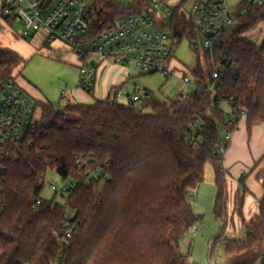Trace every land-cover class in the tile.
Listing matches in <instances>:
<instances>
[{"label": "trees", "instance_id": "1", "mask_svg": "<svg viewBox=\"0 0 264 264\" xmlns=\"http://www.w3.org/2000/svg\"><path fill=\"white\" fill-rule=\"evenodd\" d=\"M179 1L168 22L174 24L175 48L188 38L199 53L192 70L197 86L186 98L169 101L146 90L140 107L139 102L119 100V88L93 103L36 102L51 123L37 126L21 147L0 157V264H195L180 250V241L200 221L192 192L204 181L206 164H211L217 186L214 214L226 218L225 154L213 150L220 145L228 149L230 142L223 140L222 132L230 128L234 133L244 114L249 132L264 122V38L258 42L249 34L264 23V5L242 1L234 7L235 23L216 37L212 47L202 44V53L200 32L182 12L187 0ZM152 3L143 0L138 8L147 9ZM91 5L93 36L95 28L114 23L125 11L119 0H91ZM90 55H78L80 69ZM24 63L0 47V72L5 77H15L13 72ZM175 64L187 77L188 69L177 59ZM215 70L220 71L219 84L211 89ZM223 104L238 113L233 125ZM190 136L202 142L194 143ZM78 156H92V162L103 167L100 180L84 183V171L76 167ZM263 162L264 157L243 174L241 183L259 168L257 178L264 186ZM49 171L79 181L68 196L77 228L61 252L54 231L65 218V202L43 198L40 205L35 203ZM105 174L109 177L103 179ZM245 193L237 197L241 218ZM243 224L245 237L228 239L226 255L258 245L259 251L234 264H258L260 259L264 264V195L259 213L249 221L243 219Z\"/></svg>", "mask_w": 264, "mask_h": 264}, {"label": "built area", "instance_id": "2", "mask_svg": "<svg viewBox=\"0 0 264 264\" xmlns=\"http://www.w3.org/2000/svg\"><path fill=\"white\" fill-rule=\"evenodd\" d=\"M125 11L114 23H109L97 29L93 36L91 0H0V31L16 22L21 23L20 37L32 39L35 35L44 36L47 40H60L79 56L95 54L103 61L113 60L124 66L133 64L140 74L161 73L167 78L178 76L183 81L189 79L180 73L176 65L174 45V24L168 20L175 16V8L170 1L153 0L147 9L138 8L143 0H119ZM191 19L200 32V40L204 47H212L216 37L235 23L233 8L242 1L263 6L264 0H238L236 5L231 0H191ZM102 21L99 26L102 25ZM98 61L88 59L86 66L81 68L82 87L89 91L93 87ZM220 71L215 70L210 81V88L219 84ZM194 87L197 84L194 82ZM66 91H64L65 93ZM191 91L179 93L181 99L186 98ZM120 92H118V96ZM143 90H136L130 101L139 102ZM177 95V96H178ZM33 97L24 91L13 76L5 77L0 72V157H5L9 150L21 147L31 130L39 125L51 123L39 112V106H33ZM36 103V100H35ZM228 122L234 124L238 119L237 111L228 108ZM233 130L224 131L223 140L230 142ZM194 143H201L191 137ZM226 147L220 145L213 152L225 154ZM88 158L78 156L76 167L84 171V183H95L103 170L100 164ZM1 170V166H0ZM109 176L105 174L103 179ZM102 179V178H101ZM60 186L50 184L51 189L61 196L65 202V218L54 231L59 241V249L70 244L77 228L74 221V210L69 206L70 193L77 187L78 180L74 177L62 179ZM47 176L41 181L45 187ZM44 201L43 196L37 197L36 206ZM1 214V213H0ZM198 223L194 225V228ZM214 256L211 264H216Z\"/></svg>", "mask_w": 264, "mask_h": 264}, {"label": "rangeland", "instance_id": "3", "mask_svg": "<svg viewBox=\"0 0 264 264\" xmlns=\"http://www.w3.org/2000/svg\"><path fill=\"white\" fill-rule=\"evenodd\" d=\"M238 0H231L233 5H236ZM179 0H171L170 5L172 7L178 6ZM192 1L187 0L182 5V12H185L191 17ZM21 24L15 23L14 28L18 31ZM253 35L257 41H261L264 37V23L258 24V26L249 33ZM26 40L28 42H31ZM199 48L202 51L201 40H198ZM31 50L24 53L25 63L16 69L13 74H20V78L26 80L36 87L37 93H29L33 97V106L42 97L46 98L53 104L65 105L68 100L76 102L93 103L97 97L93 92H89L82 87L81 83V60L80 56L75 53L71 48L66 50V53L61 52V47L58 48V42L50 45H46L45 42L39 39H33ZM203 53V51H202ZM201 53V54H202ZM76 56H75V55ZM175 57L177 61L183 65L185 69H188L187 78L189 82L183 81L178 76L165 77L161 73L152 74H140L133 64H127L124 69L131 73V77L120 84L122 88V94L119 95V100L128 104L130 97L128 94H132L135 89L143 90V94L146 90L151 91L158 99L163 101H169L183 90L192 91L194 87L192 70L196 67L199 53L192 47L191 41L188 38L182 39V41L175 48ZM95 59L99 63H103V67L107 62L115 64L113 60L102 61L97 55L91 54L89 60ZM203 60V55H201ZM120 64V63H119ZM102 74L104 71H101ZM123 73V72H122ZM102 77L99 73V78ZM66 90L67 94L63 97L62 92ZM75 90L76 96L72 91ZM88 93L90 96L89 101H82L86 98L84 95ZM84 95V96H83ZM179 96V95H178ZM43 99V98H42ZM42 102V101H40ZM140 107V102L137 104ZM223 108L227 109V105L223 104ZM41 109V108H40ZM146 113L151 112V108L145 110ZM42 115V110L41 113ZM77 116H73L76 118ZM236 129L234 133L237 131ZM234 135V134H233ZM224 132H222V137ZM264 165V162L261 164ZM205 179L200 186L192 192L191 202L194 207V212L199 216L197 222L198 226L192 228L180 241V250L183 254H189L190 260L195 264H211L214 254L217 256V264H234L240 261L248 259L253 252L259 251L258 245L249 247L248 249L241 251L232 256H227L225 253V246L228 239L235 238L237 234L230 235L229 230H226V218H216L214 214V204L217 194V186L215 184L214 170L211 164H206ZM247 172L244 171V174ZM243 176V175H242ZM62 178L56 171H49L47 174V182L43 189L42 196L46 200L55 198L56 201H62L61 196L55 193L50 184H56L60 186ZM243 193V191H242ZM196 223V224H197ZM232 236V237H231ZM244 237L245 233H242L238 237Z\"/></svg>", "mask_w": 264, "mask_h": 264}, {"label": "crops", "instance_id": "4", "mask_svg": "<svg viewBox=\"0 0 264 264\" xmlns=\"http://www.w3.org/2000/svg\"><path fill=\"white\" fill-rule=\"evenodd\" d=\"M14 25H10L8 27L6 26L4 31H0V47L2 49L15 53L24 59V53L31 50L30 45L33 39L40 38L41 41L46 42L44 36L41 35H35V37L30 40L31 42L26 41L29 39L20 37L18 33L19 29L18 31L15 30ZM263 38L259 42H262ZM55 42H58V48L61 47L62 53H66V50L70 49L60 40H53L51 44ZM102 70L104 71L103 74L101 72ZM99 73H101L102 76L100 78ZM14 76L25 92L29 91V93L39 95L36 92V87L26 80L21 79L19 73H15ZM130 77L131 73L127 72L124 69V66H121L120 64L107 62L106 66L103 67V63L98 62L92 92L95 94L97 99H105L109 95L113 94L114 88H119L118 92H120L121 95L122 88L120 84ZM136 90L137 89H135V91ZM64 91L66 90H63L62 93H64ZM135 91L132 94H128V96L130 97L133 95ZM72 93L76 96L75 90L72 91ZM84 95L86 98L82 101H89L90 96L88 93H84ZM42 98L37 100H39V102H50L46 98ZM39 112L41 113V109H39ZM233 134L234 135L232 136L229 147L224 155V167L227 172L229 183L226 230H229L228 232L230 235L237 234L235 238H242V236H238L242 233L246 234L243 219L249 221L259 213L260 201L264 195L263 182L257 178L259 168L245 178L244 184L240 181L244 171L249 173L256 162L264 157V122L253 126L251 132H249L247 126V116L244 114L240 119L238 130ZM242 191L246 192L244 195V203L242 205L243 218H241L237 212V197ZM200 224H202V222ZM261 263L260 259L258 264Z\"/></svg>", "mask_w": 264, "mask_h": 264}]
</instances>
